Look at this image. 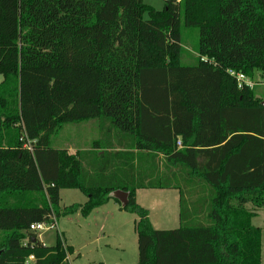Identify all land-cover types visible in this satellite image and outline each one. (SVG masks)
Wrapping results in <instances>:
<instances>
[{
  "label": "trees",
  "instance_id": "1",
  "mask_svg": "<svg viewBox=\"0 0 264 264\" xmlns=\"http://www.w3.org/2000/svg\"><path fill=\"white\" fill-rule=\"evenodd\" d=\"M163 1L0 0V264H70L61 234L49 247L30 227L121 206L117 191L139 218L138 264H263L264 96L230 71L264 81V0ZM91 120L89 154L51 146ZM147 189L179 192L178 229H154ZM62 190L88 200L62 208Z\"/></svg>",
  "mask_w": 264,
  "mask_h": 264
},
{
  "label": "rangeland",
  "instance_id": "2",
  "mask_svg": "<svg viewBox=\"0 0 264 264\" xmlns=\"http://www.w3.org/2000/svg\"><path fill=\"white\" fill-rule=\"evenodd\" d=\"M157 11L164 9L163 0H144ZM199 31L195 28L182 31V57L184 66H193L198 61ZM0 76V83L2 82ZM255 94L264 96L263 78L257 74L254 80ZM87 125V126H85ZM80 129L92 142L102 139V131L98 121H89L65 125L60 134L52 137L53 148H67L71 140V131ZM64 145V146H63ZM88 148H91L89 143ZM163 159L159 160V174L164 172ZM137 203L149 211V218L155 230L171 231L180 226L179 192L168 190H139ZM87 197L79 190H63L60 205L62 208L73 204H84ZM114 200L109 204L94 210L87 218L81 214L62 217L58 220V229L39 234L46 246H54L57 234H61L69 245H73L77 254L71 256L72 264H138V237L135 225L138 221L136 214L119 211L114 206ZM253 224L263 232L264 243V210H259V217ZM66 244V243H65ZM264 253V245H263ZM264 264V254H263Z\"/></svg>",
  "mask_w": 264,
  "mask_h": 264
},
{
  "label": "crops",
  "instance_id": "3",
  "mask_svg": "<svg viewBox=\"0 0 264 264\" xmlns=\"http://www.w3.org/2000/svg\"><path fill=\"white\" fill-rule=\"evenodd\" d=\"M92 121H95V120H92ZM89 122V121H88ZM85 126H87V125H85ZM60 134V133H59ZM96 142V141H95ZM95 142H92V141H90V139L89 138H87V136H85L84 134H83V131H81L80 129H75V130H72L71 131V140H70V142H69V145L67 146V148H63V149H67L68 151H69V153L70 154H89L91 151H92V146H93V144L95 143ZM89 143H91V148H88V144ZM64 146V145H63ZM56 149H62V148H56ZM91 158V159H90ZM83 160H84V163L86 164V163H88V162H90V160H92L93 162L95 161V159L94 158H92L91 157V155H88V156H83ZM63 191V190H62ZM62 191H61V193H60V196H61V194H62ZM137 194H138V191H137ZM87 200H88V198H87ZM111 202V201H110ZM109 202V203H110ZM115 202V201H114ZM86 203V202H85ZM84 203V204H85ZM109 203H107V204H109ZM106 204V205H107ZM106 205H104V206H106ZM104 206H102V207H104ZM114 206H116L117 208H118V210L119 211H122L121 210V206L118 204V203H114ZM101 208V207H100ZM99 209V208H98ZM97 210V209H96ZM122 212H124V211H122ZM259 217V211H258V213H257V216H256V218H254L253 219V221L255 220V219H257ZM254 225V224H253ZM255 226V225H254ZM257 227V226H256ZM260 228V227H259ZM60 234H63V233H60ZM63 236H64V234H63ZM65 239V238H64ZM39 240L45 245V243L43 242V240H41V238L39 237ZM65 243H66V245L67 246H70V247H72L73 248V250H74V254L72 255V256H75L76 254H77V250H76V248L73 246V245H69L68 243H67V241L65 240ZM263 245H264V243H263ZM46 246V245H45ZM264 254V253H263ZM68 259H69V262H70V264H72V262H71V256H69L68 257Z\"/></svg>",
  "mask_w": 264,
  "mask_h": 264
},
{
  "label": "built area",
  "instance_id": "4",
  "mask_svg": "<svg viewBox=\"0 0 264 264\" xmlns=\"http://www.w3.org/2000/svg\"><path fill=\"white\" fill-rule=\"evenodd\" d=\"M230 75L236 79L239 88H242L244 86H248L250 88H253L256 85L254 82H252L250 79H248L243 74H237L233 71H230ZM178 145L180 146V143ZM26 147L28 149L32 150L30 143H28L26 145ZM51 221H52L51 223L34 224L30 227V231L33 233H37L39 235V234H42L44 232H50V231L55 230V229L57 230L58 229V221L56 220L55 217H52ZM33 260H34V258L31 257L30 261H33Z\"/></svg>",
  "mask_w": 264,
  "mask_h": 264
},
{
  "label": "water",
  "instance_id": "5",
  "mask_svg": "<svg viewBox=\"0 0 264 264\" xmlns=\"http://www.w3.org/2000/svg\"><path fill=\"white\" fill-rule=\"evenodd\" d=\"M113 197L120 202L122 208L128 205V194L126 192L117 191L113 194Z\"/></svg>",
  "mask_w": 264,
  "mask_h": 264
}]
</instances>
